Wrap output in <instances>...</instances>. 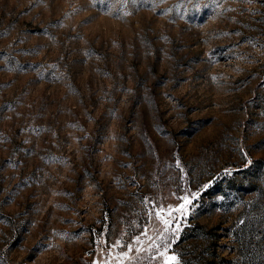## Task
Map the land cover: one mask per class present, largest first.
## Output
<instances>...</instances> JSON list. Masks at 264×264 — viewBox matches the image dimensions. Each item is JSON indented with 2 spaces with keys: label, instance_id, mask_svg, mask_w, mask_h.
Wrapping results in <instances>:
<instances>
[{
  "label": "rangeland",
  "instance_id": "374dc122",
  "mask_svg": "<svg viewBox=\"0 0 264 264\" xmlns=\"http://www.w3.org/2000/svg\"><path fill=\"white\" fill-rule=\"evenodd\" d=\"M257 244L264 0H0V264H245Z\"/></svg>",
  "mask_w": 264,
  "mask_h": 264
},
{
  "label": "trees",
  "instance_id": "16d2710c",
  "mask_svg": "<svg viewBox=\"0 0 264 264\" xmlns=\"http://www.w3.org/2000/svg\"><path fill=\"white\" fill-rule=\"evenodd\" d=\"M206 192L207 190L203 191L201 197L204 196ZM245 257L247 258L245 264H264V245L257 244L254 245V247H250V250Z\"/></svg>",
  "mask_w": 264,
  "mask_h": 264
},
{
  "label": "snow or ice",
  "instance_id": "6c2138e0",
  "mask_svg": "<svg viewBox=\"0 0 264 264\" xmlns=\"http://www.w3.org/2000/svg\"><path fill=\"white\" fill-rule=\"evenodd\" d=\"M179 199H181V200L183 201V203H181V204H180L178 207H176L175 209L170 210V211L167 213V215H168L169 217L172 216V212H173V211L176 212V213H178V214H180V213H185V212L187 211L186 205H189V204L191 203V201H190L187 197H179ZM156 215H157V217H159V218L162 220V223H163L164 226H165V231H167L168 228H169V226H170V224H169V220L164 219V218L160 215L159 212H158ZM174 262H175V257H172L170 261H166V264H174Z\"/></svg>",
  "mask_w": 264,
  "mask_h": 264
}]
</instances>
